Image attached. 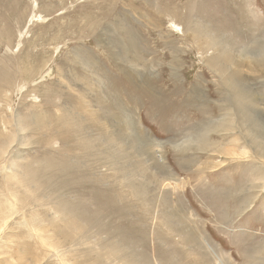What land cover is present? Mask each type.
<instances>
[{
  "label": "rangeland",
  "instance_id": "obj_1",
  "mask_svg": "<svg viewBox=\"0 0 264 264\" xmlns=\"http://www.w3.org/2000/svg\"><path fill=\"white\" fill-rule=\"evenodd\" d=\"M263 50L264 0H0L8 264H264Z\"/></svg>",
  "mask_w": 264,
  "mask_h": 264
},
{
  "label": "bare ground",
  "instance_id": "obj_2",
  "mask_svg": "<svg viewBox=\"0 0 264 264\" xmlns=\"http://www.w3.org/2000/svg\"><path fill=\"white\" fill-rule=\"evenodd\" d=\"M34 11H35V9H34ZM35 17L38 18V16H36V15H35ZM43 19H45V18H43ZM199 40L200 39H198V41ZM242 60H244L243 63H242ZM232 69H234V70H232ZM258 72H260L261 75L264 76V50L260 51L258 54L254 55V56L245 54V55H240L238 57H233L231 54H229L225 58V74L227 75V79H228V82H227L228 87L232 86L231 79L235 78V77H243L244 75L246 77H248V75H252L251 79L258 80L260 77L258 75H255ZM242 85L243 86H242L241 92H242L243 98L251 100V107L252 108L254 106L258 107V106H262L264 104L262 102V101H264L262 95H258L255 92L250 93L248 91V89L246 88L245 84H242ZM237 100L242 101L241 99H237ZM229 102L231 104H233L234 100L229 97ZM239 108L242 109L241 115H242V118H244L245 120H248L249 122H253V123L258 120L257 116L250 109H249V111H247L243 105L239 106ZM228 109H229V111L227 113L229 114L231 111L229 108V105H228ZM0 138H1V140L3 139L1 134H0ZM239 141L234 140L230 143L237 144ZM207 144H209V143L207 142ZM223 151H225L223 148H219L215 152H223ZM230 158L233 159L232 156H230ZM250 158L252 159L254 165L260 169V172H263V174H261L262 176L260 177V180L262 181V183L257 188V190H259V193H260V192L264 191V171H263L264 170V156H262L261 154H257L255 152V153H253V156H250ZM164 169H166V166L164 167ZM163 173H165V172H163ZM5 200H6V202L4 204L0 205V222L1 223L10 217L9 213L12 209L13 202L16 203V201H14V197L12 195H8ZM185 222L182 221L181 224L186 225ZM186 240L191 245L199 247V249L204 248V247H206V248L209 247L208 242L201 237V233L197 229H192L190 231L189 236L186 237ZM5 243L6 242H1L0 246L4 245ZM18 253L21 254V249H19V248H18ZM5 255H6V253L0 249V264H8V261L5 260V258H6ZM107 255H108V257L104 258V260L106 261V263H109L108 261H112L114 259V257L116 256V253H115V251L113 252L112 250H109V251H107ZM102 260L103 259H100L99 261H102ZM215 263L216 264H224L223 262H219L218 260L217 261L215 260Z\"/></svg>",
  "mask_w": 264,
  "mask_h": 264
}]
</instances>
